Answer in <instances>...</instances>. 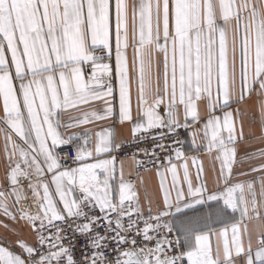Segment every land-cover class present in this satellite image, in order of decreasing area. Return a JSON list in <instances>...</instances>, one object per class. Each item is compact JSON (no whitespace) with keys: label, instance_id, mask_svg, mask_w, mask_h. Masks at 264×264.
Masks as SVG:
<instances>
[{"label":"snow or ice","instance_id":"6c2138e0","mask_svg":"<svg viewBox=\"0 0 264 264\" xmlns=\"http://www.w3.org/2000/svg\"><path fill=\"white\" fill-rule=\"evenodd\" d=\"M0 227V264H264V0H0Z\"/></svg>","mask_w":264,"mask_h":264},{"label":"crops","instance_id":"0c3cea01","mask_svg":"<svg viewBox=\"0 0 264 264\" xmlns=\"http://www.w3.org/2000/svg\"><path fill=\"white\" fill-rule=\"evenodd\" d=\"M245 130H247V123L245 125ZM121 135H127V132L122 131ZM186 138H188L187 133L185 135V139ZM189 155H191V153H189ZM198 155L203 161V165H204L203 175L207 177V180L210 185L214 184L217 172L219 170V161H214L213 157L209 156L205 152H200L198 153ZM176 163L178 165L180 164L179 161H177ZM193 171H195L194 167H193ZM129 172L132 174L130 178L136 182V186L139 191L141 203L146 205L147 199L155 197V195L158 193L159 176L156 174L155 170L147 171V172L137 175L135 172L134 165L131 163V161H128L125 165L126 176ZM181 172H182V169H181ZM169 179H171L170 174H169ZM0 234H5V235L7 234L3 227H0Z\"/></svg>","mask_w":264,"mask_h":264},{"label":"built area","instance_id":"2783aa9c","mask_svg":"<svg viewBox=\"0 0 264 264\" xmlns=\"http://www.w3.org/2000/svg\"><path fill=\"white\" fill-rule=\"evenodd\" d=\"M185 135H186V132L184 130H181V139H185ZM175 162H177V161H175ZM134 168H135V172H136L137 175L142 174V173L147 172V171L155 170V169H150V170L145 171L143 169H140L138 171L135 166H134Z\"/></svg>","mask_w":264,"mask_h":264}]
</instances>
